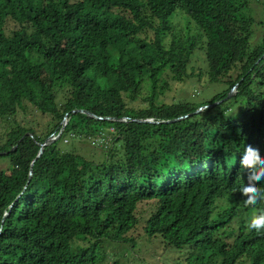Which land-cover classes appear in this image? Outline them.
I'll return each mask as SVG.
<instances>
[{
  "label": "trees",
  "instance_id": "1",
  "mask_svg": "<svg viewBox=\"0 0 264 264\" xmlns=\"http://www.w3.org/2000/svg\"><path fill=\"white\" fill-rule=\"evenodd\" d=\"M199 50L222 89L161 102ZM0 123V264H155L139 226L175 264H264V0H0ZM111 128L100 162L72 146Z\"/></svg>",
  "mask_w": 264,
  "mask_h": 264
},
{
  "label": "rangeland",
  "instance_id": "2",
  "mask_svg": "<svg viewBox=\"0 0 264 264\" xmlns=\"http://www.w3.org/2000/svg\"><path fill=\"white\" fill-rule=\"evenodd\" d=\"M177 13L176 17L173 19V24L178 29H187L189 28V31L192 35H200L201 32L197 28L194 21L190 19L189 16L185 15L183 12ZM244 16L248 15V12L245 11L243 13ZM15 27L14 23L9 22V34ZM150 36L153 35L152 32L148 33ZM192 71L195 72V76L189 77L185 79L184 81L177 80L172 75H165L163 78L168 82V87L164 90V95L161 96V102L165 103H172L175 101H178L180 99H186L190 96L195 97L196 99H199L204 96H207L209 94V91L213 89L214 92H218L222 89V86L220 84H214L210 86L208 75H207V66L205 62V53L203 50L197 51V53L194 55V58L192 60V63L189 66V72ZM234 92H236V86L232 88ZM143 104V101L138 98L135 101L131 102L132 106ZM207 106L200 107L198 111H201L202 109H205ZM27 115H31L30 118L26 123L32 122H41L43 123L44 120L41 119L40 115L41 113L38 111H34V114L32 115L29 111ZM24 114H20V118H22ZM102 118V117H101ZM10 129L9 123H0V134L6 133ZM110 131V132H109ZM114 130L111 128V130H105L101 132V137L96 138V142L91 144L84 143L87 145L80 144H74L72 146L78 147V152H80L85 158L92 159L96 162H100L104 159L105 154L102 153L98 148L101 147V145L105 146L107 144V141L110 140L113 137ZM105 137V138H104ZM109 142V141H108ZM69 143V141L67 142ZM89 145V146H88ZM109 145V143H108ZM91 146V147H90ZM93 146V148H92ZM11 166L8 158L0 157V169H9ZM9 173V172H8ZM142 233V228L139 226L132 234L137 238V241L140 243V253L145 260L152 261L155 264H165L162 263V261H168L173 262L174 264L178 262L179 258H182L183 255H185V251L180 249L176 250L172 246H166L165 244L158 243L159 247L156 246L153 242L152 245L145 244V241L141 237L138 236L139 233ZM142 235V234H141ZM76 240V237H74V240ZM157 243V242H156ZM164 246L168 247L166 250H164ZM126 245L115 242V243H106V252L105 256L109 259V262L116 258L119 255L127 254V248ZM188 253V252H187ZM135 254V252H134ZM185 261H187L186 257H184Z\"/></svg>",
  "mask_w": 264,
  "mask_h": 264
},
{
  "label": "water",
  "instance_id": "3",
  "mask_svg": "<svg viewBox=\"0 0 264 264\" xmlns=\"http://www.w3.org/2000/svg\"><path fill=\"white\" fill-rule=\"evenodd\" d=\"M233 89L229 92V94L227 95V97L225 98V99H223V100H228V99H230L231 97H233V95L235 94V92L233 93ZM221 102V101H220ZM217 103H219V102H216V103H214V104H217ZM76 111H81V112H85V113H87V114H89L90 116H94V117H97L94 113H92V112H89V111H86V110H83V109H75L74 110V112H76ZM98 118H101L100 116L98 117ZM103 118V117H102ZM108 120H116V118H114V117H106ZM137 121H139V122H155L153 119H136ZM171 121H176V119H173V120H171ZM169 122V121H168ZM65 124H66V120H65ZM60 135V134H59ZM58 135V136H59ZM58 136L57 137H55V138H48L44 143H42L41 144V150H40V153L39 154H41L42 152H43V146L44 145H46V144H49L50 142H52L53 140H55V139H57L58 138Z\"/></svg>",
  "mask_w": 264,
  "mask_h": 264
},
{
  "label": "clouds",
  "instance_id": "4",
  "mask_svg": "<svg viewBox=\"0 0 264 264\" xmlns=\"http://www.w3.org/2000/svg\"><path fill=\"white\" fill-rule=\"evenodd\" d=\"M155 121V120H154ZM156 122V121H155ZM51 138H53V137H51ZM55 138V137H54Z\"/></svg>",
  "mask_w": 264,
  "mask_h": 264
}]
</instances>
